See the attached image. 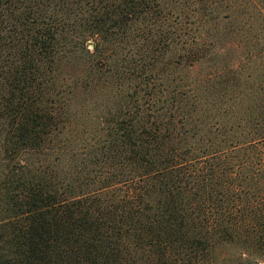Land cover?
I'll return each mask as SVG.
<instances>
[{
	"label": "trees",
	"instance_id": "16d2710c",
	"mask_svg": "<svg viewBox=\"0 0 264 264\" xmlns=\"http://www.w3.org/2000/svg\"><path fill=\"white\" fill-rule=\"evenodd\" d=\"M0 264H264V0H0Z\"/></svg>",
	"mask_w": 264,
	"mask_h": 264
}]
</instances>
